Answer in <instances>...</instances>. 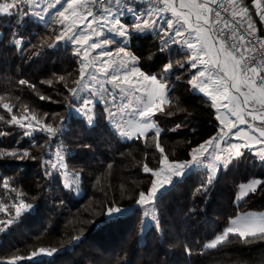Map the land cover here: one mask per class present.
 <instances>
[{
  "label": "trees",
  "instance_id": "trees-1",
  "mask_svg": "<svg viewBox=\"0 0 264 264\" xmlns=\"http://www.w3.org/2000/svg\"><path fill=\"white\" fill-rule=\"evenodd\" d=\"M253 2L243 0L250 16L245 18L264 36ZM37 22L33 16L24 21L20 32L28 46L18 51L10 43L15 20L9 27V17H0V116L4 118L0 132L9 133L0 136V148L28 149L36 157L0 162V207L6 209L0 211L4 222L0 228L13 221L0 231V264L17 257L22 259L16 264H264V239L244 242L230 236V243L205 248L239 213L264 211V189L238 202L236 190L222 177L202 188L208 176L202 170L188 172L160 194L155 202L158 223L144 229V213L136 201L154 179L143 171L144 165L154 171L161 168L157 138L150 133L122 141L109 130L104 112L98 113L92 126L74 116L71 89H77L81 79L79 56L57 39L56 28ZM160 39L132 37L130 49L146 73L159 74L169 60L185 63L187 59L175 46L160 54ZM177 72L167 78L171 102L159 118L165 129L159 143L170 161L185 162L191 160V150L216 137L219 128L211 103L191 93L188 79H175ZM20 80L28 83L22 85ZM13 115L26 116L22 122L35 129L50 123L57 134L10 124ZM25 131L32 135L24 136ZM59 156L66 167L46 175V162H56ZM243 164L244 159L238 170L244 177ZM64 169L70 181L64 179ZM259 177L264 180V169ZM2 178H12L8 188L3 187ZM20 199L35 207L16 217L13 205ZM110 207L131 211L109 217ZM41 248L57 251L49 256L39 253Z\"/></svg>",
  "mask_w": 264,
  "mask_h": 264
},
{
  "label": "snow or ice",
  "instance_id": "snow-or-ice-1",
  "mask_svg": "<svg viewBox=\"0 0 264 264\" xmlns=\"http://www.w3.org/2000/svg\"><path fill=\"white\" fill-rule=\"evenodd\" d=\"M56 4L63 7L64 3H67V8L64 10H58L57 15L59 16V21L61 25H64L65 22L71 20L72 24H75L77 21H86L85 27L90 30L94 35L101 36L104 34V30L111 34L112 37L118 36L120 38L119 46L116 49L117 57H130L134 62L131 67L127 64L122 58L117 60L109 59L102 60L101 67L98 69L104 76L108 79V83L112 84L113 87L120 90L121 92L131 89L133 91H139L140 88H145L147 90V99L142 101L143 107L137 110V115L140 117L138 124L135 126L134 131L136 132L137 138L146 137L149 131L154 132L155 137L157 138L156 147L159 149L162 155L160 161L161 168L158 170L150 169L147 165H144L143 171L145 173H151L154 177L151 186L147 192L141 191L139 193V198L136 203L138 206L147 208L148 205H155L156 200L159 198L160 194L166 189V187L171 186L174 182V179L182 178L188 168L192 166V163L201 164L204 160L208 159L209 149L212 150L214 164L211 165L210 170L214 169L217 172L223 166H227L232 162L233 159H237L243 155L240 151V146L229 144L226 149H218L217 144L220 140L224 139L223 128L221 133L216 137L209 138L204 143H201L194 147L191 150V162H178L170 161L167 155H164V149L160 147L159 137L161 136L162 129L153 121V116L156 112H163V105L167 102H170L168 99V84L167 77L170 72L173 71L174 67L179 66L180 68H185L186 66L196 71L193 73L192 78L188 83L192 86L194 90H199L205 96L211 97L213 104L221 103V98L226 103H222V107L231 114V116L237 117L241 124L246 123L243 119V116L240 112V105L236 103L239 96H244V103L249 104L259 103L264 107V65L257 64L255 61V56L244 57L241 54V45L235 43V29H231L228 25V22L225 21V27L218 29L217 36L215 39L210 35L211 28L210 17L214 15L216 17V23H219V18L221 16L220 11H213L210 4L206 5L203 3H198L197 0H181L179 4L180 9H187V12L178 11L174 6V0H161L165 5V8L171 11V13L176 16L177 20L174 21L170 17L164 19L163 24L157 28L159 24L158 19H150L152 12H143L137 5L141 0H108L107 5L100 6L97 8V11L94 13L90 7V3L95 5L97 0H55ZM238 11L234 10L232 15L233 17L240 16L242 19L249 16V8L243 4V0H240V3L237 4L236 0H230ZM255 7L259 9L257 13L264 19V5L261 4V0H254ZM115 5V10L112 6ZM38 7V0L36 4H33L32 0H0V17L7 16L9 17L11 27V21L14 19L16 22V27L12 29V37L10 43L17 47L18 51H23L26 46H28L25 41L24 36L21 34L20 29L24 26V21L29 16H35L38 20H45L44 16H41L36 11ZM82 9L83 11H78ZM164 9H157V11H163ZM44 8H40L39 12H44ZM227 11V9H225ZM71 15L69 16L68 13ZM132 15V23L128 25L123 22L122 17L124 13ZM99 16L100 19H96ZM91 17L92 19H88ZM195 18L196 26L193 27L192 18ZM201 22L204 27H201ZM233 23H236L233 20ZM179 24V27L176 25ZM94 25L100 26V31H97V28ZM191 31L187 32L185 36L186 28ZM239 27V25H237ZM71 29V24L68 25V30ZM228 32H231V35H228ZM146 31L155 32L157 36H160V45L159 53L164 54L168 52L172 44H180L181 40H178L177 37H183L182 40V55L187 59L185 63H180L179 61L169 60L163 65L162 71L159 75H153L150 73L144 72L139 66L137 57L132 51L129 50V45L132 41L134 35H141ZM255 29L252 27V24L247 25V36L254 37ZM194 36L195 42L188 37ZM57 39H62V37H57ZM73 39L75 43L81 46L83 53V59L81 61V81L84 79L86 74V69L88 64L85 63L89 59V49H101L97 54L102 57H113V51L110 47H106L110 44L117 43L116 39L105 38L103 40H94L92 35L87 34L83 28L78 32L73 33ZM246 37L243 33L239 35V41L241 44L245 41ZM211 41V43H209ZM256 43H253L252 39H248L247 43L252 46V49L258 51L261 55H264V39L256 38ZM227 42V46H226ZM199 45V47H198ZM259 45V47L257 46ZM184 48L187 51H184ZM212 49H215V55L217 58L223 56V66H222V75L215 76L212 73L213 68H221L219 59L217 63L212 66V68L203 67L206 64L205 56H207ZM245 47L244 51H250ZM81 53L78 52L77 55ZM237 54H240L239 57ZM254 65V66H252ZM122 72L121 74H117ZM206 72L209 75L206 77ZM251 73L252 75H248ZM254 77H259V83H257ZM61 79H63L61 77ZM93 81L97 80L95 75L91 76ZM135 80V82H134ZM81 81H77V84H80ZM20 84H27L25 80H20ZM51 84V81H48ZM211 85V87H210ZM35 87V85H32ZM242 88H247V92L244 93L241 91ZM229 89L235 91L238 95H233ZM73 99H76L78 96L77 89H71ZM112 95L111 89L107 88L105 85L101 84L99 89L93 92H90L87 97H79V105L74 109L79 112L80 108L84 109V114L88 117V123H92L94 116L91 115L95 105L103 102L105 105L108 104L107 96ZM41 100L45 99L44 96L40 97ZM50 99V98H49ZM112 101H115V96H112ZM232 105L229 108V105ZM9 113L12 109L9 105H3ZM219 110V109H218ZM107 111V109H106ZM256 113L255 109H252L248 112L249 115L253 116V119H259L264 121V114H254ZM171 114V113H167ZM47 115V114H45ZM116 115L115 112L108 111V116L114 118ZM4 119L0 116V120ZM27 117H20L13 115L11 117L10 124H16L21 128L33 129V131L46 132L55 136L57 130L49 124H42L40 128H33L32 124L25 125L22 121L26 120ZM33 120H36V117H32ZM217 120L220 121L221 125L225 124V118L217 116ZM40 123V121H37ZM180 125H177L176 128H179ZM236 125L234 122L228 123V134L238 136L243 131L237 129L235 132L232 131ZM63 128L61 126L60 131ZM176 129H173L175 131ZM195 131L194 129L192 130ZM9 133L0 132V136L8 135ZM127 137L130 136L129 133H121ZM24 136H31L32 131H25ZM245 135H247L245 133ZM249 139H255L256 143L264 145V129L259 130V138L249 137ZM207 145V147H206ZM85 148H89L90 145H83ZM244 147H249V145H244ZM221 152H227L226 156H222ZM258 154L261 157V160L264 161V148L258 150ZM25 159L35 160L36 157L31 154L28 149L15 148V149H6L0 148V162L6 160H16L23 161ZM64 157L59 156L56 162L49 160L45 164L46 175H51L52 171L59 172L61 168L66 167L63 164ZM49 169L51 171H49ZM12 178H2L3 187L8 188L9 181ZM214 176L209 175L206 178L205 184L201 185L202 188H207L208 185H211ZM240 191L238 193L237 199H242L248 195L249 192L255 193L258 188L264 189V180L254 179L249 181L247 184H241L239 186ZM23 196V193H20ZM15 208V215L19 217L22 213L29 212L34 209L35 205L32 203H26L24 199H20L17 203L13 205ZM4 207H0V211H5ZM123 209L119 207L109 208L107 215L112 217L114 215H120L123 213ZM145 221L152 220L151 213L149 211H144ZM3 221H0V224H3ZM13 223L12 220L7 221L4 228H0V231H5ZM230 236H235L238 239L249 242L251 238L264 239V216L255 217L251 215H245L243 217H238L236 219H230L229 226L224 228L223 231L216 235L209 243L205 245V248H216L219 245L224 243H230ZM78 239V238H77ZM57 250H46L39 249V253H44L49 256L53 255ZM191 249L185 248V252L188 255H191ZM33 256L37 253H33ZM17 259L22 258H12L8 264H16Z\"/></svg>",
  "mask_w": 264,
  "mask_h": 264
},
{
  "label": "rangeland",
  "instance_id": "rangeland-1",
  "mask_svg": "<svg viewBox=\"0 0 264 264\" xmlns=\"http://www.w3.org/2000/svg\"><path fill=\"white\" fill-rule=\"evenodd\" d=\"M32 2H33V4H36L37 0H32ZM236 3L239 4L240 3L239 0H236ZM261 4L264 5V0H261ZM253 6L255 7L254 2H253ZM90 7L92 8V11L94 12V5H92L90 3ZM115 7H116L115 5L112 6L113 10H115ZM137 7L143 12H149V11L152 12V16L150 17V19H158L159 20V24L157 25V28H159L160 25L163 24L164 19L166 17H170L174 21V23L177 20L176 16H174L171 13V11H169L168 9H164L163 11H157V9H163V8H157V7H154L151 5H137ZM40 8H44L45 11L39 12ZM66 8H67V3H64L63 7H61V5L56 4L55 0H38V7L36 8V11L38 12L39 15L44 16L45 20L41 21V20H38L35 16H33V17L38 21L37 23H40L44 27L51 26V27L56 28L59 32L60 37H62V39H60L61 42L64 45H68L71 48H73L75 55H77L78 52L81 53L80 55H78L80 63L83 59V53L81 50V46L78 45L77 43H75V40L73 39V33L78 32L81 28H83L87 34L92 35L94 40L99 41V40H103L105 38H108V39L114 38L117 40V43L110 44V45L106 46V47H110L112 49V51H113V57L112 58L98 56L97 54L101 51V49H95V50L89 49V59L87 61H85V63H87L89 66L86 69V74H85L84 79L82 81L80 79L81 83L78 84V88H77L78 96L75 99V103H74V106L72 108L71 113L74 116L85 120V122L89 126H92L96 123L98 113L104 112L105 116H106L105 121L108 124L109 130L112 133H114L115 135H117L120 140H122V141H133V140L137 139L136 132L134 131L135 126L138 124V122L140 120V117L137 115V110L143 107L142 101H146V99H147V90L145 88H140L139 91H133L131 89H128L126 91L121 92L120 90L113 87L112 84L108 83V79L104 76L103 73H101L98 70L101 67V61L102 60L113 59V60H117V62H118L119 59L122 58L123 60H125L127 62L129 67H131V65L134 62L132 61V59L130 57H117L116 49L119 46H122L119 44L120 38L118 36L112 37L111 34L109 32H107L106 29L104 30L103 35L96 36L90 30H88L85 27L86 21H77L75 24H72V21L69 20V21L65 22L64 25H61L60 23H58L60 18L57 15V11L58 10H64ZM236 10L238 11V9H236ZM78 11L82 12L83 10L79 9ZM258 12H259V10H257V13ZM66 14H68L69 16L71 15L70 12H68ZM258 16L260 17L261 20L264 21V19H262V17L260 15H258ZM88 19H92V18L88 17ZM96 19H100V17L97 16ZM122 20L124 23L131 25L132 15L125 12L123 17H122ZM69 24H71L70 30H68ZM176 26L179 27V24H177ZM94 27L97 28V31L101 30L100 26H98V25H94ZM193 27H195V26L193 25ZM185 28H186L185 36H187V32L191 31V30L187 29L186 26H185ZM141 35L157 36L156 33L152 32V31H146L145 33H143ZM134 36H136V35H134ZM188 38L192 39L193 42H195L194 36L188 37ZM177 39L181 40V43L180 44H172L170 47L175 46L176 50H178L179 52H182L181 49H182L183 37H177ZM209 43H211V41H209ZM130 45H131V43H130ZM130 45H129V50L131 51ZM198 47H199V45H198ZM184 51H187V49L184 48ZM217 59H219V58H217L215 55V49H212L211 52L207 56H205L206 64L203 67L212 68V66L217 63ZM223 63H224V61L222 60V64H221L222 66H223ZM138 66L140 67L139 61H138ZM183 69H184V71H182ZM183 69L180 68L179 66H176V68H174L173 71L168 74L167 78L172 77L171 73H173L175 70H178V72L176 74H174L173 77L177 80H182V81L184 80L185 81L186 79H188L187 81H189L192 78V75L196 70L188 68L187 66ZM219 69L220 68H213L212 73L215 76H221L223 73H221L219 71ZM117 74L122 75V72H118ZM159 74H153V75H159ZM92 75H95L97 77L96 81H93L91 79ZM208 75H209V73L206 72V77ZM134 82H135V80H134ZM101 84H103L107 88L111 89L112 95H109L106 97V99L108 100L107 105H105L103 102L95 105L92 113H90L91 115L94 116V120L92 123L89 124L87 122L88 117L84 114V109L80 108L79 112L75 111L74 109L79 105V97L80 96L87 97L90 92L98 90ZM167 84H168V99L171 102V98H170L171 94L170 93H171L172 87H171V81L169 79H167ZM190 87H191V93L192 94L200 95L211 103V106L215 111L216 122H217L218 128H219L218 134L221 133V129L223 128L224 139L220 140L218 142V144H217L218 149H226L229 144L238 145V146H240V151L243 153V155L237 159H233L230 164H228L227 166L221 167L219 169V171L217 172L214 169L210 170L211 165H213L215 162L213 160L214 154L212 153V150L209 149V153L207 154L208 159L204 160L203 163H201V164L192 163V166L190 168H188L187 171L202 170L204 172H207L208 176L209 175L214 176L215 179L213 181L222 177L229 185H231L236 190L237 196H238V193L240 191L239 186L241 184H247L249 181L254 180V179H261V177L258 178V172L260 169H264V161L261 160V157L258 154V150L260 148H264V145L256 143L255 139H249V137L259 138V130L264 129V121H261L259 119H253V116L248 114V112L250 110L246 111V112L243 111L242 105L244 103V96H242V95L239 96L236 103H238L240 105V112L243 116V119L246 121V123H244V124H241L239 122V119H237V117L231 116V114L229 112H227L221 106L222 103H226V101H223L222 98H221V103L213 104L211 97L205 96L199 90H194L191 85H190ZM210 87H211V85H210ZM229 91L233 95H237L234 90L229 89ZM241 91L246 93L247 88H242ZM113 95L115 96L114 102L112 101ZM170 102H167L163 105L164 111L170 106ZM249 105H251V107H255L256 103L250 102ZM231 107H232V105L230 104L229 108H231ZM256 108H258V110L263 109L259 105ZM106 109H107V111H106ZM108 111L115 112L116 113L115 117L114 118L109 117ZM163 112H156L152 118L153 121L158 125V127L160 129H162L161 134L165 130L159 124V118L161 117ZM254 114H256V113H254ZM218 115L225 118V124L224 125H221L220 121L217 120ZM229 122H234L236 125V127L232 129L233 132H235L237 129L243 130L240 133V135L234 136V135L228 134V123ZM173 129H177V128L172 127L171 130H173ZM123 132L129 133L130 136L126 138L125 135L121 134ZM150 133H154V132L149 131L147 133V135ZM245 133L247 135H245ZM246 144L249 145V147H244V145H246ZM206 147H207V145H206ZM219 154H221L222 156H226L227 152H221ZM243 159H244V164H243L242 168L244 171L243 172L244 177L240 175V172L238 170V165L242 164ZM57 160H58V157H57ZM189 162H191V160ZM182 178L174 179L173 183H175L176 181H178ZM64 179L66 180V182L70 181V179H71L70 175L66 173L65 169H64ZM170 187L171 186L166 187V189L164 191H166ZM250 193H252V192H249L248 195ZM247 196H245L242 199H237V201L238 202L242 201ZM141 208L143 210V213L146 210L149 211L151 213L152 218H153L152 220L145 221V217H144V229L147 230L151 226H156L158 223V215H157V212L155 209V205L154 206L148 205L147 208H143V207H141ZM130 211H131V209H125L123 211V213L120 214V216L123 214L129 213ZM245 215L260 217V216H264V211H262V212H253V211L243 212V213H239L237 216H235L232 219H236L238 217H243ZM116 216H119V215H116ZM228 226H229V222H228L226 227H228Z\"/></svg>",
  "mask_w": 264,
  "mask_h": 264
},
{
  "label": "built area",
  "instance_id": "built-area-1",
  "mask_svg": "<svg viewBox=\"0 0 264 264\" xmlns=\"http://www.w3.org/2000/svg\"><path fill=\"white\" fill-rule=\"evenodd\" d=\"M180 2H181V0H174V6L177 8L178 11H183L186 13L187 9H180L179 8ZM185 2H187V0H185ZM197 2L206 4V5L210 4L213 11H220L221 12V16L219 18L218 24L215 22L216 17L214 15H212L210 17V25L208 27H210L212 30L210 35L213 37V39L216 38L218 29L224 28L225 27V21H227L229 27L231 29H235V36H236L235 43H237L238 45H241V54L244 57L255 56L256 63L260 64V65H264V55H261L258 51L252 49V46L247 43L248 39H252L253 43H256L257 42L256 38L264 39V36L260 35L257 32V30H255L254 37H248L247 36L248 22H247L246 18L242 19L240 16L233 17L232 13L234 10H236V8L232 3H230V0H197ZM107 3H108V0H97V3L94 5V13L97 11V8H99L100 6L106 5ZM140 4H149V5L157 7V8L166 9L165 5L161 2V0H141ZM225 9H227V11H225ZM233 20H235L236 23H233ZM191 22L194 26H196V21H195L194 17L192 18ZM237 25H239V27H237ZM201 27H204L202 22H201ZM226 32L228 35H231V32H228L227 30H226ZM241 33H243L246 37L243 44H241V42L239 41V35ZM226 46H227V42H226ZM257 46L259 47V45H257ZM245 47L252 49V50L244 51L243 49ZM237 55L239 57L240 54H237ZM222 60H223V56L219 57L220 65L222 64ZM252 66H254V65H252ZM221 69H222V65H221V68L219 69V71L222 73ZM248 75H252V74L249 73ZM262 75H264V73H262ZM254 79H256L257 83H259V77H254ZM258 105L261 106L259 103H256L255 107H251V105L247 104L248 108H244L242 105V109L244 112L252 110V109L258 110V108H256V107H258ZM261 108H263V109H260V110L264 112V107L261 106Z\"/></svg>",
  "mask_w": 264,
  "mask_h": 264
},
{
  "label": "bare ground",
  "instance_id": "bare-ground-1",
  "mask_svg": "<svg viewBox=\"0 0 264 264\" xmlns=\"http://www.w3.org/2000/svg\"><path fill=\"white\" fill-rule=\"evenodd\" d=\"M243 107H244V108H248L247 104H245V103H243ZM256 113L264 114L263 111H261V110H257V109H256Z\"/></svg>",
  "mask_w": 264,
  "mask_h": 264
},
{
  "label": "crops",
  "instance_id": "crops-1",
  "mask_svg": "<svg viewBox=\"0 0 264 264\" xmlns=\"http://www.w3.org/2000/svg\"><path fill=\"white\" fill-rule=\"evenodd\" d=\"M262 22H263V26H264V21L262 20ZM257 31H258V30H257ZM262 33H264V28H263V32H262ZM256 114H259V113H256ZM188 172H190V171H187L186 174H187ZM186 174H185V175H186Z\"/></svg>",
  "mask_w": 264,
  "mask_h": 264
}]
</instances>
